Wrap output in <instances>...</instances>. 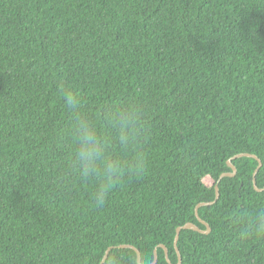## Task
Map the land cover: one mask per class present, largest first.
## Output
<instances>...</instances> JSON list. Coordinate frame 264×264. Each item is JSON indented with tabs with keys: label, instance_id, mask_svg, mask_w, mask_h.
<instances>
[{
	"label": "trees",
	"instance_id": "16d2710c",
	"mask_svg": "<svg viewBox=\"0 0 264 264\" xmlns=\"http://www.w3.org/2000/svg\"><path fill=\"white\" fill-rule=\"evenodd\" d=\"M87 109L136 97L148 114L139 178L103 209L56 181L67 126L58 82ZM264 0H0V264H264L231 223L264 208Z\"/></svg>",
	"mask_w": 264,
	"mask_h": 264
},
{
	"label": "clouds",
	"instance_id": "9594fccd",
	"mask_svg": "<svg viewBox=\"0 0 264 264\" xmlns=\"http://www.w3.org/2000/svg\"><path fill=\"white\" fill-rule=\"evenodd\" d=\"M58 92L68 123L62 131L66 160L56 181L62 187L87 185L90 205L103 209L116 186L148 170L149 161L140 149L148 114L134 96L96 112L87 109V101L72 82H58ZM231 223L242 238L264 240V208L250 212L241 207Z\"/></svg>",
	"mask_w": 264,
	"mask_h": 264
},
{
	"label": "water",
	"instance_id": "95a60500",
	"mask_svg": "<svg viewBox=\"0 0 264 264\" xmlns=\"http://www.w3.org/2000/svg\"><path fill=\"white\" fill-rule=\"evenodd\" d=\"M241 158H251V159H255L257 162H258V167L253 175V185H254V189L256 190V192H263L264 191V188L263 189H260L258 186H257V174L259 173L260 169L262 168V162L259 160V158L255 155H251V154H240V155H237L235 157H233L231 160L228 161V166L229 168H231L232 172L231 173H225L223 175H221L220 177V180H223L225 178H234L236 175H237V168L232 164V161L233 160H238V159H241ZM220 198V193H219V186L216 187V200L214 202H211V203H202V204H199L195 210V215L197 217V219L199 220L200 224H202L203 226L206 227V230L203 231L201 230L198 226L194 225V224H187L185 225L184 227H180L177 229V232H176V238H175V242H174V247H175V250L177 252V255H178V264H182V258H181V254L179 252V249H178V242H179V239H180V235H181V232L184 231V230H191V231H194V232H197V233H200V234H203V235H209L211 233V228L210 226L204 222L200 217H199V209L202 208V207H210V206H213L217 203V201L219 200ZM119 248L121 249H130V250H133L136 254H137V262L138 264H142V258H141V253L133 246H129V245H124V246H120ZM161 248L165 251V254H166V260L169 264H172L170 259H169V252L168 250L164 247V246H161ZM112 248H110L107 252H106V255L105 257L103 258V261L101 262V264H105L107 259H108V256L110 254V251H111ZM158 262V255H157V251H155V258H154V262L152 264H157Z\"/></svg>",
	"mask_w": 264,
	"mask_h": 264
}]
</instances>
